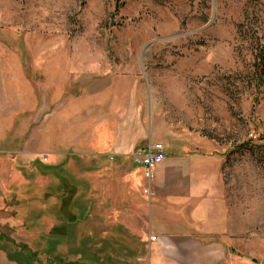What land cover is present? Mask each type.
Masks as SVG:
<instances>
[{"label": "rangeland", "instance_id": "obj_1", "mask_svg": "<svg viewBox=\"0 0 264 264\" xmlns=\"http://www.w3.org/2000/svg\"><path fill=\"white\" fill-rule=\"evenodd\" d=\"M259 44L264 0H0V264L142 263L167 140L175 188L216 171L220 264H264Z\"/></svg>", "mask_w": 264, "mask_h": 264}, {"label": "crops", "instance_id": "obj_2", "mask_svg": "<svg viewBox=\"0 0 264 264\" xmlns=\"http://www.w3.org/2000/svg\"><path fill=\"white\" fill-rule=\"evenodd\" d=\"M164 146L166 158L157 167L155 179L147 182L143 176L145 183L152 191L155 190V197L147 195L151 200L148 213L150 215L152 212L153 218L139 232V245L141 244L147 253L145 257L138 258H141L142 263L134 261V264H220L221 253L227 250L225 243L202 239L204 236H220L226 228L221 223L214 222L228 213L226 206L215 203L214 190L218 187V182L214 181L217 177L216 171L205 166L196 168L188 163L185 173L192 179L186 177V181L175 188L172 182L175 179L173 168L178 166L175 164H178L179 160L172 155L177 150L172 148L170 140H167ZM140 147H133V152ZM175 189H179L178 192L171 193V190ZM188 196L200 197L203 201L197 205L189 203V200L185 199ZM179 197H185L184 207L178 202ZM162 210L168 212L164 213ZM129 217L133 218L132 222L137 219L136 216ZM153 235L158 239L153 241Z\"/></svg>", "mask_w": 264, "mask_h": 264}, {"label": "built area", "instance_id": "obj_3", "mask_svg": "<svg viewBox=\"0 0 264 264\" xmlns=\"http://www.w3.org/2000/svg\"><path fill=\"white\" fill-rule=\"evenodd\" d=\"M166 150L162 142L149 141L144 146L138 148L132 153L133 162L140 165L144 171V177L147 182L155 179L157 167L165 160ZM146 195H152V189L148 184L144 188ZM153 241L157 240V236L151 237ZM141 259V258H140Z\"/></svg>", "mask_w": 264, "mask_h": 264}, {"label": "trees", "instance_id": "obj_4", "mask_svg": "<svg viewBox=\"0 0 264 264\" xmlns=\"http://www.w3.org/2000/svg\"><path fill=\"white\" fill-rule=\"evenodd\" d=\"M258 49L260 50V56H259L260 62L258 65L262 66L261 72H264V44H261V45L259 44ZM261 76H264V75L262 74ZM257 81H258V87L264 85V77H259V80ZM67 221H68L67 223H73L77 220L75 216H72V217H68Z\"/></svg>", "mask_w": 264, "mask_h": 264}]
</instances>
